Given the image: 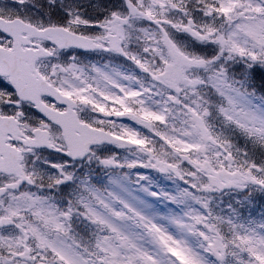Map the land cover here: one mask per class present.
<instances>
[{"label":"snow or ice","instance_id":"obj_1","mask_svg":"<svg viewBox=\"0 0 264 264\" xmlns=\"http://www.w3.org/2000/svg\"><path fill=\"white\" fill-rule=\"evenodd\" d=\"M258 200L264 0H0V264H264Z\"/></svg>","mask_w":264,"mask_h":264},{"label":"rangeland","instance_id":"obj_2","mask_svg":"<svg viewBox=\"0 0 264 264\" xmlns=\"http://www.w3.org/2000/svg\"><path fill=\"white\" fill-rule=\"evenodd\" d=\"M128 63L129 65H131V62H128ZM119 119L127 123L129 122L130 125L133 124V122L128 121L126 117L119 118ZM135 126L138 127L139 125H135ZM142 174L149 177V179L152 181V186L154 189L159 190L160 188H165L170 192L174 190V185L172 184V182L168 181L164 174L159 173L155 169H142ZM141 183L146 184L147 181H141ZM136 194H137L136 191H134L133 195H136ZM140 195L143 196V193H140ZM225 199H227V197H225ZM172 207H175V206L173 205Z\"/></svg>","mask_w":264,"mask_h":264},{"label":"trees","instance_id":"obj_3","mask_svg":"<svg viewBox=\"0 0 264 264\" xmlns=\"http://www.w3.org/2000/svg\"><path fill=\"white\" fill-rule=\"evenodd\" d=\"M262 204H264V201H260V200L257 201L256 211L254 212L255 217L256 216L259 217L260 207Z\"/></svg>","mask_w":264,"mask_h":264}]
</instances>
